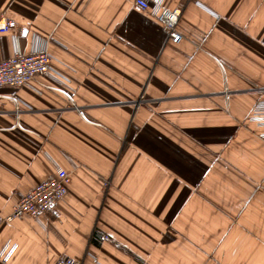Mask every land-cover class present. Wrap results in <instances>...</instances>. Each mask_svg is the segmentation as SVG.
<instances>
[{"label": "crops", "instance_id": "0c3cea01", "mask_svg": "<svg viewBox=\"0 0 264 264\" xmlns=\"http://www.w3.org/2000/svg\"><path fill=\"white\" fill-rule=\"evenodd\" d=\"M134 2L0 3V61L53 58L0 88V264H264V0H164L177 45ZM58 170L64 200L9 222Z\"/></svg>", "mask_w": 264, "mask_h": 264}, {"label": "built area", "instance_id": "2783aa9c", "mask_svg": "<svg viewBox=\"0 0 264 264\" xmlns=\"http://www.w3.org/2000/svg\"><path fill=\"white\" fill-rule=\"evenodd\" d=\"M163 2L164 0H150V2L135 0L134 4L143 13L158 20L167 30L170 41L177 45L183 40L177 29L182 12L181 9L170 10L165 8ZM14 28L15 22L13 20L8 18L0 20L1 34L10 33ZM52 61L53 58L46 49L37 50L28 55L17 52L12 58L0 61V88H22L32 84L38 77L49 76ZM250 121L262 128L259 138L264 141V101L255 105ZM69 183L70 176L67 172L58 170L55 177L42 181L26 193L7 220L11 222L29 216L35 221H39L41 216L53 210L54 205L64 200L68 193ZM103 239L109 240L110 238L103 235ZM58 260L57 264H82V261L68 257H62Z\"/></svg>", "mask_w": 264, "mask_h": 264}, {"label": "snow or ice", "instance_id": "6c2138e0", "mask_svg": "<svg viewBox=\"0 0 264 264\" xmlns=\"http://www.w3.org/2000/svg\"><path fill=\"white\" fill-rule=\"evenodd\" d=\"M2 2L3 0H0V3ZM146 2H150V0H146ZM135 8H136V5H133V10H135ZM140 28H144L145 30H147V26L143 25L142 23H138V30ZM155 31H162V29L160 28L158 24L155 25ZM5 53L7 54V45L5 47ZM173 164H174L175 170L178 172H181V174H183V171L187 170L191 166L189 160L182 158V157L176 158L173 161Z\"/></svg>", "mask_w": 264, "mask_h": 264}]
</instances>
